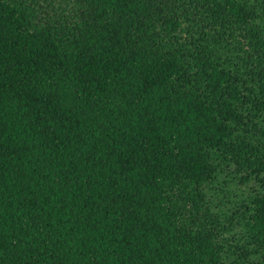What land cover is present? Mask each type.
<instances>
[{
    "label": "trees",
    "instance_id": "16d2710c",
    "mask_svg": "<svg viewBox=\"0 0 264 264\" xmlns=\"http://www.w3.org/2000/svg\"><path fill=\"white\" fill-rule=\"evenodd\" d=\"M222 163L264 187V0H0V264H264Z\"/></svg>",
    "mask_w": 264,
    "mask_h": 264
},
{
    "label": "rangeland",
    "instance_id": "374dc122",
    "mask_svg": "<svg viewBox=\"0 0 264 264\" xmlns=\"http://www.w3.org/2000/svg\"><path fill=\"white\" fill-rule=\"evenodd\" d=\"M246 175L247 171L240 170L236 164L222 163L215 180L206 187L207 196L217 213L231 214L250 202L253 195L264 191L263 185L255 176H250L246 181L244 179ZM243 236L244 230L240 225H236L233 232H227L221 241L229 248L227 239L232 242L235 237L244 243Z\"/></svg>",
    "mask_w": 264,
    "mask_h": 264
}]
</instances>
